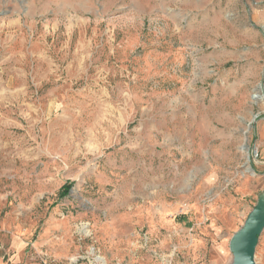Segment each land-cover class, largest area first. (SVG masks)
I'll list each match as a JSON object with an SVG mask.
<instances>
[{
    "label": "rangeland",
    "instance_id": "1",
    "mask_svg": "<svg viewBox=\"0 0 264 264\" xmlns=\"http://www.w3.org/2000/svg\"><path fill=\"white\" fill-rule=\"evenodd\" d=\"M260 210L264 0H0V264H233Z\"/></svg>",
    "mask_w": 264,
    "mask_h": 264
},
{
    "label": "water",
    "instance_id": "2",
    "mask_svg": "<svg viewBox=\"0 0 264 264\" xmlns=\"http://www.w3.org/2000/svg\"><path fill=\"white\" fill-rule=\"evenodd\" d=\"M258 217L260 218L259 223L255 225V219ZM263 226L264 212L260 210L252 220L246 223V226L240 232L231 238L229 248L233 256V264H255L254 249Z\"/></svg>",
    "mask_w": 264,
    "mask_h": 264
},
{
    "label": "trees",
    "instance_id": "3",
    "mask_svg": "<svg viewBox=\"0 0 264 264\" xmlns=\"http://www.w3.org/2000/svg\"><path fill=\"white\" fill-rule=\"evenodd\" d=\"M69 189H70V186H67V185L63 186L60 192V196L62 197L67 196L69 193Z\"/></svg>",
    "mask_w": 264,
    "mask_h": 264
},
{
    "label": "built area",
    "instance_id": "4",
    "mask_svg": "<svg viewBox=\"0 0 264 264\" xmlns=\"http://www.w3.org/2000/svg\"><path fill=\"white\" fill-rule=\"evenodd\" d=\"M257 154V153H256ZM256 154H255V156H256Z\"/></svg>",
    "mask_w": 264,
    "mask_h": 264
},
{
    "label": "bare ground",
    "instance_id": "5",
    "mask_svg": "<svg viewBox=\"0 0 264 264\" xmlns=\"http://www.w3.org/2000/svg\"><path fill=\"white\" fill-rule=\"evenodd\" d=\"M261 98H263V97H261Z\"/></svg>",
    "mask_w": 264,
    "mask_h": 264
}]
</instances>
